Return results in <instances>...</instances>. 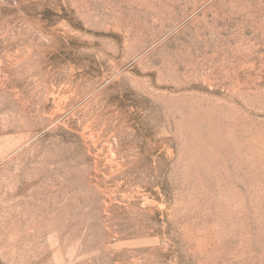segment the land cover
I'll list each match as a JSON object with an SVG mask.
<instances>
[{
    "label": "rangeland",
    "instance_id": "obj_1",
    "mask_svg": "<svg viewBox=\"0 0 264 264\" xmlns=\"http://www.w3.org/2000/svg\"><path fill=\"white\" fill-rule=\"evenodd\" d=\"M0 264H264V0H0Z\"/></svg>",
    "mask_w": 264,
    "mask_h": 264
}]
</instances>
